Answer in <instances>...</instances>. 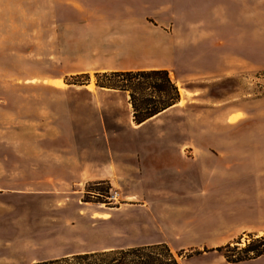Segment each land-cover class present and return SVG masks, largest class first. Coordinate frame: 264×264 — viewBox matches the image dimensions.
<instances>
[{
  "label": "rangeland",
  "instance_id": "rangeland-1",
  "mask_svg": "<svg viewBox=\"0 0 264 264\" xmlns=\"http://www.w3.org/2000/svg\"><path fill=\"white\" fill-rule=\"evenodd\" d=\"M16 3L0 0V264L155 243L179 264H264L243 253L264 238V64L186 82L162 32L7 29L35 8ZM162 66L179 105L141 125L127 94L95 86Z\"/></svg>",
  "mask_w": 264,
  "mask_h": 264
},
{
  "label": "crops",
  "instance_id": "crops-1",
  "mask_svg": "<svg viewBox=\"0 0 264 264\" xmlns=\"http://www.w3.org/2000/svg\"><path fill=\"white\" fill-rule=\"evenodd\" d=\"M146 1L119 0L122 12L104 17L82 0H15L35 8H25L5 21L14 25L7 28L12 30L162 32L154 45L169 48V70L191 83L264 64V0H158L157 8H151L156 0ZM76 254L80 253L44 256L38 261Z\"/></svg>",
  "mask_w": 264,
  "mask_h": 264
},
{
  "label": "trees",
  "instance_id": "trees-1",
  "mask_svg": "<svg viewBox=\"0 0 264 264\" xmlns=\"http://www.w3.org/2000/svg\"><path fill=\"white\" fill-rule=\"evenodd\" d=\"M95 78L96 88L128 95L133 122L136 125H141L172 109L180 101L178 88L164 69L96 73ZM77 85H82V83ZM223 249H230V247L227 245L217 248L216 251ZM243 253L245 255L251 253L255 258L264 255V238L249 243L243 249ZM226 260L236 263L243 259L228 260L226 258ZM34 264H179V262L166 244L155 243L80 253L60 259L39 261Z\"/></svg>",
  "mask_w": 264,
  "mask_h": 264
},
{
  "label": "bare ground",
  "instance_id": "bare-ground-1",
  "mask_svg": "<svg viewBox=\"0 0 264 264\" xmlns=\"http://www.w3.org/2000/svg\"><path fill=\"white\" fill-rule=\"evenodd\" d=\"M90 87V86H89Z\"/></svg>",
  "mask_w": 264,
  "mask_h": 264
}]
</instances>
